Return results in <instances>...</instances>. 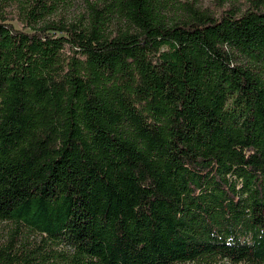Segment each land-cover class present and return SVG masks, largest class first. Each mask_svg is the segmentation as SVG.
Returning a JSON list of instances; mask_svg holds the SVG:
<instances>
[{"label": "trees", "instance_id": "trees-1", "mask_svg": "<svg viewBox=\"0 0 264 264\" xmlns=\"http://www.w3.org/2000/svg\"><path fill=\"white\" fill-rule=\"evenodd\" d=\"M70 1L0 8V264H264V0Z\"/></svg>", "mask_w": 264, "mask_h": 264}, {"label": "rangeland", "instance_id": "rangeland-1", "mask_svg": "<svg viewBox=\"0 0 264 264\" xmlns=\"http://www.w3.org/2000/svg\"><path fill=\"white\" fill-rule=\"evenodd\" d=\"M95 0H71L69 3L64 4L59 7V9L46 18V20H64L71 21L79 18L86 10L87 3ZM184 2H191L194 5H199L205 8L210 9L212 12L220 13L226 9L234 10H245L250 6L249 0H180ZM0 8L2 12L9 18L8 22L12 23L16 28L21 29L22 23L19 16V9L15 0H0ZM10 227V223L0 221V246L6 243L7 240V231ZM35 235V233H33ZM56 251H61L62 253L68 254L71 251V248L67 245L55 246ZM55 255V253H53ZM181 264V263H180ZM185 264H233L227 260H218L216 262H203L195 261ZM239 264H254L248 262H242Z\"/></svg>", "mask_w": 264, "mask_h": 264}]
</instances>
